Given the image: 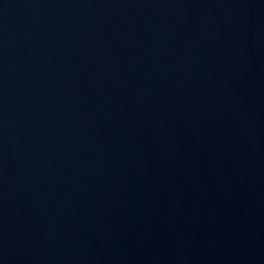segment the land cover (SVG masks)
I'll return each mask as SVG.
<instances>
[{
	"label": "water",
	"instance_id": "obj_1",
	"mask_svg": "<svg viewBox=\"0 0 264 264\" xmlns=\"http://www.w3.org/2000/svg\"><path fill=\"white\" fill-rule=\"evenodd\" d=\"M0 264H264V0H0Z\"/></svg>",
	"mask_w": 264,
	"mask_h": 264
}]
</instances>
